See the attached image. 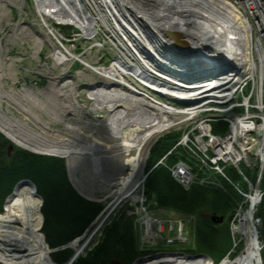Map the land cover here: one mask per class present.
I'll return each mask as SVG.
<instances>
[{"label":"bare ground","instance_id":"6f19581e","mask_svg":"<svg viewBox=\"0 0 264 264\" xmlns=\"http://www.w3.org/2000/svg\"><path fill=\"white\" fill-rule=\"evenodd\" d=\"M9 1L15 2L14 0ZM91 1L96 2L104 13L96 14L98 17L86 15L83 10V6L85 7L83 0L80 3L75 2L76 6L71 4L73 2L71 0H33V3L37 15L41 17L40 22L44 29L49 26V21L55 20L61 26L74 27L75 33L80 32V35L87 41L95 37L94 22L99 21L108 32L117 55L114 62L107 68H90L85 66V61L79 60L80 57L76 58L77 56L74 57L59 49L53 50L49 57L58 64L67 59L76 60L99 75L101 79L94 80L99 83V86H95L92 90L87 89L89 97L86 96V99L93 102V111L105 109L107 117L90 116L88 112L85 114L89 116L87 121L89 123H93L94 119H98L99 124L104 123L105 137L111 139V143L102 141L97 143L91 140L90 135L87 136L90 139L88 142L75 143L65 139L61 140L64 136L48 139L27 131L24 126H20L18 121L7 115L3 107L4 103L17 106L26 116L31 117L30 112L35 104L41 106L42 104L37 102L29 92L26 91L24 94L23 90H21L23 98H17L11 92L0 91V133L21 148L65 159L72 185L78 184L71 174V163L75 156L90 158L92 168L99 172V162L103 157L100 156L101 147L106 153H111L107 155L102 152L106 158L122 155L125 157L124 165L128 167V172L120 176V181H115L112 185L118 183V186L121 184L124 190L132 189L138 184L143 172L145 153L142 150H147L150 138L159 134L163 128V122H159L154 114L140 111H162L160 101L152 98L155 89L158 93L164 91L168 95L177 93V91L182 92L181 89L171 88L172 85L180 88L183 85L172 75H166L164 70L165 67L174 65L176 62L182 63L175 57L177 50L181 48L180 43L186 41L189 48L198 51H202L207 47L206 43H210L219 51H225L226 54L231 53L229 58H233V46L236 49V45L242 44L240 51L244 53L234 54L236 68L240 69L249 60L246 48L252 43L247 41L248 37L244 39V34L248 35V32H246L243 18L235 13L227 0V2L224 0ZM228 27H232V33L226 31ZM49 33H51L50 30ZM15 35L20 40L28 38L33 41L31 50H33V56L36 57L42 45H37L35 32L27 29ZM71 36L73 39L70 42L73 43L76 41L74 37L78 35ZM19 38H15V41L18 42ZM240 38L242 41L239 40ZM126 41L128 43H125ZM40 43L42 44V41ZM33 56H30L31 61L34 59ZM172 59H175V63L171 61ZM152 76L154 83L151 81ZM233 76H236V73ZM133 82H135L134 85ZM223 82L224 84L232 83L228 91L234 95L235 84L228 76L197 83L196 86L205 92H210L215 89L214 85ZM167 84L169 88L165 87ZM140 86L142 89L139 88ZM219 94L221 97L224 95L221 92ZM166 107L171 113H175V109L170 104H166ZM100 118L103 119L99 120ZM32 120L35 121V118L31 117V120L26 118L25 124L32 123ZM63 124L65 129L73 128L66 122ZM135 124L139 128L137 127L133 132ZM124 128H128L129 131H125ZM76 130L77 127L72 129L74 132ZM132 152L135 154L131 155ZM131 181H133L132 185ZM258 196V192L255 191L247 201V207L239 208L232 225L231 230L234 235L240 234L243 238H247L244 251L242 250L239 256L224 259L218 264H264L259 239L256 237L257 226L254 222ZM40 206L41 201L30 185L23 183L15 187L0 214V262L2 264H55L51 259L54 248L46 244L41 233ZM68 245L76 250V255L83 248V245L78 246V239ZM134 264H214V262L204 256L164 255L153 256Z\"/></svg>","mask_w":264,"mask_h":264},{"label":"rangeland","instance_id":"374dc122","mask_svg":"<svg viewBox=\"0 0 264 264\" xmlns=\"http://www.w3.org/2000/svg\"><path fill=\"white\" fill-rule=\"evenodd\" d=\"M14 1L15 2L12 3L9 0H0V91L5 93H14L17 98H23L21 90L24 91V94L27 91L35 100H37V102H41L42 106L35 104V107H33L34 109L30 112L31 117H34L35 121L32 120V123L28 125L25 124L26 118L31 120V117H28V115L26 116L20 109L17 108L16 105V107H14L10 106V104L4 103L3 107L6 114L11 116L15 121H18L20 126H24L27 131L48 139L64 136L61 140L65 139L75 143H84L90 140L87 138V136L90 135L91 140L97 143H101V141L111 143L112 140L109 138L106 139L105 137L104 131L106 130L104 128V123L99 124L98 122L100 121H97L98 119H94L93 123H89L87 122L89 116L85 114L88 112L90 116L101 115L103 117H107L105 109L102 108V110L93 111V102L86 99V96H88V87H85V85L90 84L94 80L101 79L98 77L99 75L93 73L90 69L84 67L76 60L71 61L70 59H67L65 62L58 64L49 57L53 50L55 51L56 49H59L62 52L64 51L65 53L67 52L68 54H72L74 57L77 56L76 58L80 57L79 60L81 62L85 61V66L87 65L90 68L101 69L109 67L114 62L117 51L113 48V43L108 37V34L105 31L102 32V29L104 30V28H101V23H99V21L94 22L96 35L94 38L86 41L82 36H80V32L75 33L74 27L58 26V24L54 23L53 20L49 21V26L44 29L41 26V17L37 15L33 0ZM83 2L85 4V0H83ZM27 29L35 32L37 45H42L40 51L37 52L36 57L33 56V50H31L33 41L28 38L20 40V38L15 35L21 34ZM49 30L51 33H49ZM71 35H78L74 37L76 41L73 43L70 42V40L73 39ZM15 38H19V41H15ZM40 41H42V44ZM108 41H110L111 46H102L103 42L107 43ZM230 54L231 53H227L226 56L229 57ZM30 56H33L34 58L32 61ZM165 73L166 75H169L166 71ZM180 83L186 87L183 82ZM134 84L135 82H133V85ZM139 88L142 89L141 86ZM152 98L160 101L161 103H168L166 98L159 93L158 95H153ZM69 107L73 109H70ZM158 112L155 115L160 114L161 118L164 117L163 114ZM76 115H79L80 117L78 118ZM102 119L103 118H100L99 120ZM63 122L73 126V128L77 127L76 132L72 131L73 128L65 129ZM134 126L135 128H133V132L138 127L136 124ZM124 130L129 131L128 128H124ZM175 133L180 136L179 131H171L169 134L165 133L162 135H155L157 137L151 138L148 145L153 144L151 147H154L159 141ZM151 149L147 150L146 154L143 155L142 173L144 175H149L150 173V170L147 168V161L148 155L151 153ZM101 150L106 153L102 147ZM182 150L183 149H179L178 152L181 156L185 157V152ZM142 151L145 150L143 149ZM29 152L37 155L50 156L48 154L35 153L32 151ZM102 152H100V156L103 157L99 162V172L92 168V162L88 157L75 156L73 163H71L72 178L75 182H78L76 185L73 184L74 190L77 194H82L84 199L85 197L91 198V202L101 205V211L97 218L93 220L85 233L78 238V246L83 245V248L78 252L75 260L78 257L86 256L87 253L101 241L105 232L112 226V224L119 220L122 222L131 220L133 223L136 236V247L141 253L136 259L138 261H143L153 256L164 255L208 257L205 254L192 253L195 217L179 211L157 207L153 199L149 200L146 197L144 186L142 188V202H134L133 195H137V193H133L127 198L126 204L131 205L133 213L129 212L127 215L124 214V204L119 205V208L114 210L111 208L110 210H105L104 208L109 206V203L113 201L112 198L114 197L115 189L118 186V183H115L114 186L112 184L115 181H120V176L127 174L128 167L124 165L125 157L122 155L106 158ZM106 154L110 155L111 153ZM134 154L135 152L131 153V155ZM64 161L65 163L67 162L65 159ZM171 164L169 162L166 163L168 171V168L172 166ZM203 170L206 174L210 173V171L205 167ZM233 172L240 180L234 181L230 178L227 181L223 180V182L227 183L234 189L238 196L241 197V202L235 207L234 214L228 222L232 240V249L221 261L227 258H235L236 256H239L240 253H242V250L244 251L247 242V238H243L240 234L234 235L231 230L239 208L245 209L247 207V202L245 201L244 196L242 197L238 192V188L242 189L245 195H254V191L248 188L246 184L244 185L242 183L241 176L237 174L236 171ZM247 174L253 176V182L251 183L253 187L256 188V182L254 181L255 176L250 173ZM67 175L69 178L70 174L68 173V169ZM142 175L138 182L141 180ZM219 182L222 188H215L209 184H206V186L225 193L227 190L225 184L220 178ZM25 183H28V185H30L33 189L31 183L28 181H25ZM258 184H260V181ZM17 185L18 184H16L15 187ZM121 186L122 185L119 184L117 188L118 193H121ZM15 187L11 191V194L5 199L4 206L8 198L14 192ZM125 193L126 191L124 194ZM35 195L40 199L42 206V198L36 191ZM110 195L112 196L109 197ZM257 208L258 206H256L254 215V222L257 226L256 237L259 239L258 242L264 259V242L262 241L260 233L261 223L257 214ZM147 220H149V222L151 221L153 228L157 229V235L147 233V227L146 224H144V221ZM65 248H68L73 252L72 256L76 254V250L71 248L68 244L64 247L55 248V251L53 250L52 253ZM0 264L2 263L0 262Z\"/></svg>","mask_w":264,"mask_h":264},{"label":"trees","instance_id":"16d2710c","mask_svg":"<svg viewBox=\"0 0 264 264\" xmlns=\"http://www.w3.org/2000/svg\"><path fill=\"white\" fill-rule=\"evenodd\" d=\"M224 130V124H213L214 133ZM178 137L176 133L169 135L152 147L147 161L149 170L173 147ZM10 146L11 143L0 134V213L15 185L28 181L42 198L41 233L46 244L55 249L81 237L100 213L101 205L77 194L68 180L63 159L33 154L15 146L8 152ZM180 159L185 160L184 156L176 154L168 157L167 162L171 164ZM226 172L234 181L240 180L233 171ZM223 183L227 188L225 193L201 185L184 189L173 180L164 166L157 165L144 184L146 197L153 199L157 207L195 217L192 253L205 254L214 263L220 262L232 249L228 222L241 202L234 189ZM259 190L263 195L257 214L264 242V171ZM212 218H222L223 221L216 224ZM72 254L70 249L65 248L53 252L51 259L56 264H65ZM140 254L132 221L119 220L112 224L86 256L78 257L72 264H133Z\"/></svg>","mask_w":264,"mask_h":264},{"label":"built area","instance_id":"2783aa9c","mask_svg":"<svg viewBox=\"0 0 264 264\" xmlns=\"http://www.w3.org/2000/svg\"><path fill=\"white\" fill-rule=\"evenodd\" d=\"M71 1H73L71 4H75V6V2H81V0ZM227 1L234 8L235 13L243 18L246 32H248V35L244 34V39L248 37L247 41L252 43L247 45L246 41V55L249 59L246 65L242 69L236 68L220 77L228 76L233 81L235 94L232 95L228 91L232 85L230 82L216 84L215 89L210 92H205L199 87L197 88L196 85H186L183 88V94L188 96L187 98H198V102L193 106L184 107L181 104H170L175 109L173 114L166 107V104L170 103L168 101V103H159L162 112H158L160 110L144 112L154 115L158 112L164 115L162 118L160 114L155 115L159 122H163L162 131L157 135L171 131L180 132L174 147L159 161L160 164L166 165V159L169 156L176 153L178 149H183L182 151L193 164L178 161L168 168L177 183L185 188L197 183L222 188L219 178L227 181L225 170L230 168L241 176L243 183L245 182L244 184L248 188L254 193L255 190L258 192L257 202L259 203L262 193L258 190V183L264 170V0ZM83 10L86 15L92 17H98L96 14L104 13L98 4L91 0H85ZM253 15L255 17H251ZM226 31L232 33V27H228ZM239 40L242 41L241 38ZM241 45H236V49L233 46V55L238 52L244 53L240 51ZM252 65L259 67L256 68ZM235 73L236 76H233ZM220 92L224 94L222 97ZM214 123L224 124L226 127L224 132L213 133L212 125ZM258 133L260 134L258 135ZM151 145H148L147 150ZM204 167L210 173L206 174L203 170ZM247 173L255 176L256 188L253 187L251 183L253 181L247 176ZM143 181L142 177L132 189L124 190L121 187V193L117 192L118 187H116L113 201L105 207V210L107 208L114 210L124 204V214L133 213L131 205L126 204L127 198L133 193H137V195H133L134 202L143 201ZM132 183L131 181L130 184L132 185ZM238 192L242 197L244 196L246 202L251 197V194L245 195L242 189L238 188ZM144 224H146L147 233L158 234L151 221H144Z\"/></svg>","mask_w":264,"mask_h":264},{"label":"water","instance_id":"95a60500","mask_svg":"<svg viewBox=\"0 0 264 264\" xmlns=\"http://www.w3.org/2000/svg\"><path fill=\"white\" fill-rule=\"evenodd\" d=\"M122 38L124 39V37ZM125 43H128V41H126ZM180 45L181 48L177 50V54L175 57L180 59L182 63L176 62L174 66L170 62L172 65L164 68V70L168 72V74L175 77L179 83L183 82L185 85L192 86V85H196L197 83H204L206 81L220 78L221 76H224L236 69V64L234 62L235 55H232V57L234 56L233 58H229L226 56L224 51H219V49H217L216 47L211 46L210 43H206L207 47L202 51L189 48L188 42L186 41L180 43ZM171 61L175 63V59H172ZM172 76L170 80L172 79ZM153 79L154 78L152 76L151 78L152 83H154ZM86 86L88 87L87 89L92 90L94 89L95 86H99V83L97 81H92L91 84H86L85 87ZM178 86H182V85H178ZM165 87L169 88L168 84L165 85ZM215 87L216 86L214 85L213 88ZM171 88L182 89L185 87L184 85L182 88L175 87V85H172ZM153 94L158 95V91L155 89ZM159 94L163 95L167 101H170L169 104H181V106L188 107V106H193L198 102V98H194V97L187 98L188 96H185L183 92L179 93V91H177V93L174 94L170 93V95L164 93V91ZM11 150H12V146L9 147L8 152H10ZM23 183H25V181L19 182L18 185ZM212 221L219 223L222 222L223 219L212 218ZM76 257H77L76 254L72 256L67 262V264H71ZM135 262H138V260H136Z\"/></svg>","mask_w":264,"mask_h":264}]
</instances>
